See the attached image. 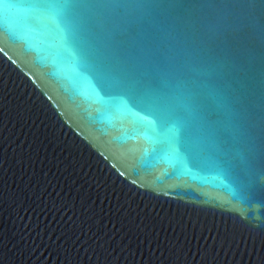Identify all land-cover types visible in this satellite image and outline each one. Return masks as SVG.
<instances>
[{"label":"water","instance_id":"water-1","mask_svg":"<svg viewBox=\"0 0 264 264\" xmlns=\"http://www.w3.org/2000/svg\"><path fill=\"white\" fill-rule=\"evenodd\" d=\"M0 264H264V0H0Z\"/></svg>","mask_w":264,"mask_h":264}]
</instances>
